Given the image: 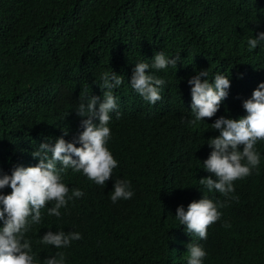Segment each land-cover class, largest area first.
Returning a JSON list of instances; mask_svg holds the SVG:
<instances>
[{"label":"trees","instance_id":"1","mask_svg":"<svg viewBox=\"0 0 264 264\" xmlns=\"http://www.w3.org/2000/svg\"><path fill=\"white\" fill-rule=\"evenodd\" d=\"M260 32L264 0H0V174L37 165L31 153L64 132L74 141L83 131L76 109L85 94L102 102L101 74L123 78L113 89L120 115L110 113L106 145L118 166L105 186L82 171L61 173L69 195H84L59 218L48 215L54 203L41 209V223L25 234L33 264L58 252L64 264H188L189 243L203 247V264H264V140L255 146L259 166L233 182L228 198L199 182L211 175L203 165L208 140L219 135L211 124L246 115L243 101L264 83V41L248 45ZM157 52L180 61L151 70L166 81L162 99L151 104L130 81L135 64L153 63ZM201 70L209 82L222 74L231 86L213 118L190 124L188 80ZM117 179L130 182L134 195L113 203ZM203 196L222 213L206 240L188 235L175 217L177 207L186 211ZM48 231L82 239L57 249L40 242Z\"/></svg>","mask_w":264,"mask_h":264},{"label":"clouds","instance_id":"2","mask_svg":"<svg viewBox=\"0 0 264 264\" xmlns=\"http://www.w3.org/2000/svg\"><path fill=\"white\" fill-rule=\"evenodd\" d=\"M261 41H264V32L248 40L249 48L256 49ZM152 60L151 64H135L130 85L145 101L155 104L162 99L160 92L166 81L151 74V70L176 66L180 57L169 59L163 52H157ZM207 76V70H201L188 80L192 86L191 112L194 116L190 124L213 118L222 101L228 97L230 79L217 74L213 82H209ZM201 77L206 79L202 81ZM100 79L103 101L99 102L100 97H87L85 94L87 102L82 99L76 109L77 115L84 118L81 120L83 131L74 141L65 140L64 136L68 133L64 132V136L56 138L54 143H41L31 153L34 159L39 160L37 165L17 166L11 175L0 174V189L11 188L10 194H0V221L3 222L0 227V264H33L31 243L25 239V234L32 225L41 223V209L52 202L54 206L48 209V215L59 218L62 207H67L70 200L84 195L80 189H73L69 195V188L62 182V172L68 168L75 172L82 171L90 181L100 186H105L106 181L112 178L118 162L106 147L111 138L108 124L112 118L110 113L115 112L117 118L120 115L113 89L122 85L123 78L112 71L111 74L102 73ZM242 106L246 115L239 119L221 116L211 124L212 129L219 132L218 136L208 140L207 144L212 151L203 161L204 169L211 175L199 181L209 192L215 190L226 198L235 190L233 182L251 175L252 170L260 164V155L255 146L258 141L264 140V83L259 84L251 97L243 101ZM77 144L80 146L77 147ZM58 164L61 167L58 168ZM133 195L130 182L115 180L111 195L113 203L120 199H130ZM221 215L218 205L203 196L191 202L186 211L183 205L177 207L175 217L186 227L188 235L194 234L206 240L208 228ZM224 227L230 225L225 223ZM80 239L81 235L76 232L66 234L63 231H48L40 242L60 249ZM187 251L188 264H203L206 252L202 246L189 243ZM64 260V253L58 252L55 257L47 258L46 264H64Z\"/></svg>","mask_w":264,"mask_h":264}]
</instances>
